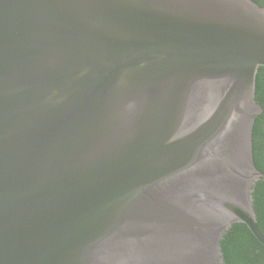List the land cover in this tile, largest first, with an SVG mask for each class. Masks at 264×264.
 Returning a JSON list of instances; mask_svg holds the SVG:
<instances>
[{
    "label": "water",
    "instance_id": "obj_1",
    "mask_svg": "<svg viewBox=\"0 0 264 264\" xmlns=\"http://www.w3.org/2000/svg\"><path fill=\"white\" fill-rule=\"evenodd\" d=\"M264 7L0 0V264H225L263 176Z\"/></svg>",
    "mask_w": 264,
    "mask_h": 264
},
{
    "label": "trees",
    "instance_id": "obj_2",
    "mask_svg": "<svg viewBox=\"0 0 264 264\" xmlns=\"http://www.w3.org/2000/svg\"><path fill=\"white\" fill-rule=\"evenodd\" d=\"M264 7V0H253ZM256 102L262 107L253 130V155L263 176L253 187V205L259 231L264 236V67H260L256 82ZM225 264H264V246L245 224H234L220 242Z\"/></svg>",
    "mask_w": 264,
    "mask_h": 264
}]
</instances>
